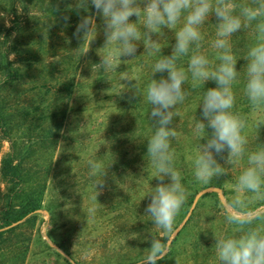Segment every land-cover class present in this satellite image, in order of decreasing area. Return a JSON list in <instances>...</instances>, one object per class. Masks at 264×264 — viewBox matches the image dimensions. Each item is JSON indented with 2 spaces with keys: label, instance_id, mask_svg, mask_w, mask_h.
I'll list each match as a JSON object with an SVG mask.
<instances>
[{
  "label": "clouds",
  "instance_id": "clouds-1",
  "mask_svg": "<svg viewBox=\"0 0 264 264\" xmlns=\"http://www.w3.org/2000/svg\"><path fill=\"white\" fill-rule=\"evenodd\" d=\"M88 4L89 0H77L76 7L87 8ZM90 4L103 21L105 39L101 49H108L106 54L99 52L100 62L93 65V69L103 70L105 74L115 72L121 57H135L138 42H142L148 55L158 56L152 76L167 73L158 80L151 77L146 89L154 129L147 140L146 154L156 170L153 178L159 182L144 196L149 199L145 213L162 235H151L147 255L140 264H158L167 256L175 235V218L187 200L181 172L174 166L171 141L178 136L173 120L179 113L174 109L186 99L184 84L188 73L193 88L204 86L207 81L216 83V87L203 91L199 105L201 117L194 124L195 133L205 141L200 143L193 161L195 180L210 184L214 179L228 175L229 167L218 162L217 157L233 167L239 166L247 153V166L231 186L232 197L225 216L229 224L236 226L237 234H214L218 264H264V223L256 224V221L264 222V215L249 210L252 203L264 201V144L254 151H247L248 138L243 134L247 119L233 111V84L239 71L230 44L234 34L252 27L255 22L256 42L244 57L247 63L243 91L254 110L264 109V0H251V3H237V0H90ZM213 15L216 39L212 47L216 49L219 63L210 67L209 59L198 50L203 39L201 26ZM132 17L137 18L135 22H131ZM165 29L175 31L171 55H162L160 39H153V36L163 37ZM81 33L83 40L95 33L94 40L97 30L93 16L80 18L73 35L79 38ZM185 56H189L187 72L177 67L178 60ZM121 80L136 81L128 72L121 73ZM132 87L137 94V83ZM261 125L264 120L257 121V128ZM225 151L226 158L223 157ZM88 165L91 176H106L108 168H104L102 161L90 159ZM103 183L104 179L96 182L94 200L98 196L97 186L102 187ZM88 211L91 214L96 209L92 207Z\"/></svg>",
  "mask_w": 264,
  "mask_h": 264
},
{
  "label": "rangeland",
  "instance_id": "rangeland-1",
  "mask_svg": "<svg viewBox=\"0 0 264 264\" xmlns=\"http://www.w3.org/2000/svg\"><path fill=\"white\" fill-rule=\"evenodd\" d=\"M26 15L23 14L24 17ZM136 19L130 18L131 22ZM32 22L29 23L28 33L31 32ZM104 39V34L95 37L90 46L100 50ZM153 39H160L163 51L175 40V31L165 29L163 37L153 36ZM136 56H122L116 71L107 74L90 70V61L82 67L83 85L70 106V116L53 154L52 171L47 177L43 170L39 174L30 171L34 177L26 190L37 192L43 208L29 223L30 238L24 246L28 249L16 247L10 253L6 252L0 256V264L12 261L14 264H79L78 261L82 264H129L132 260V264H140L147 255L151 235H162L145 213L149 199L144 196L150 191V186L143 173H138L130 162L143 140L139 136L149 132L153 123L149 117L148 101L140 109L131 102L128 80L121 84L122 72H128L133 78L140 70L135 69L137 59L150 57L142 42H138ZM99 74V78L106 77L112 82L117 77L119 84L108 85L99 97H94L91 79H98L96 75ZM149 74V68H146V78ZM255 117L262 119L264 110L255 113ZM249 130H252L251 127ZM28 136V131L23 129L15 135L20 144L28 140ZM9 151L10 143L0 135V214L8 201L14 198V186L1 176L2 162ZM246 156L235 168L243 171L247 166ZM90 159L103 162L104 168H108L105 177L102 174L90 175ZM103 179V186H97V200H94L96 182ZM218 180H221L220 187H210L221 188L222 194L215 191L202 194L209 188L202 185L194 195L193 205L183 207V210L187 208L186 216L181 218V213L176 216L175 224L178 223L179 227L171 239L170 251L158 264H218L214 234H237L236 226L225 219L234 183L226 179ZM262 202L252 203L249 210L264 215V205L259 206ZM92 207L96 211L90 214L88 210ZM192 209H199L202 221H194L186 228ZM261 223L264 222L256 221L257 225ZM134 235L136 238H131Z\"/></svg>",
  "mask_w": 264,
  "mask_h": 264
},
{
  "label": "trees",
  "instance_id": "trees-1",
  "mask_svg": "<svg viewBox=\"0 0 264 264\" xmlns=\"http://www.w3.org/2000/svg\"><path fill=\"white\" fill-rule=\"evenodd\" d=\"M237 3H251V0H237ZM76 4L77 0H0V135L4 141L10 143V151L2 162L1 176L4 181L14 186L12 194L14 198L8 201L0 214V256L6 252L10 253L16 247L28 249L24 246L30 238L29 223L43 208L37 192L26 190L34 177L30 171L39 174L43 170L45 177L51 173L53 154L59 145L65 122L70 116V106L77 91L83 85L81 69L87 61H90V70H98L93 69V65L100 62L99 52L106 54L98 47L90 46L95 33L86 36L84 40L82 33L79 38L73 35L80 18L89 15L95 18L96 37L103 34V22L100 24V17L96 15L90 0L87 8L78 9ZM23 14L27 15L24 17ZM213 17L214 15L201 26L203 39L202 46L198 50L209 59L210 67L219 63L216 59V49L212 47L216 39V20ZM30 21H33V26L29 34L27 30ZM254 24L255 22L252 27L230 38L239 71L237 81L233 84L235 95L233 111L247 119V127L243 134L248 138L246 148L249 152L264 144V125L257 128V121L264 120V117L262 119L255 117V113L264 109L254 110L243 91L247 63L244 57L249 47L256 42ZM174 44L175 40H172L161 54L171 55ZM157 59L158 56L139 57L135 69L140 70H137L139 73L136 72L133 76L136 81L128 80V85L131 86L129 91L131 102L136 103L140 109L147 103L146 89L151 77L158 80L161 76H167L166 72L155 73L152 76ZM188 61L189 56L182 57L178 60L177 67L187 72ZM146 68L150 71L148 78L144 75ZM99 72L103 73V70ZM96 77L98 79L90 80V87L94 86L91 89L94 97H99L101 91L108 85L115 82L119 84L117 77L115 82L108 81L106 77L99 78L100 74ZM125 82L122 80L121 84ZM135 83L139 88L137 94L132 87ZM213 87H216L215 81H207L204 86L193 88L191 74L188 73V80L184 84L186 99L174 109L179 113L173 120V127L178 136L171 141V147L174 150V166L181 172L182 183L188 193L183 205L187 208L193 205L194 195L202 185L220 187L221 180L218 179L235 183L242 172L241 169L235 168L236 166L226 165L224 159L217 157L218 162L229 167L228 175L216 178L210 184H202L194 178L193 161L200 143L205 142L195 133L194 124L201 117L199 105L202 102L203 91ZM148 107L151 108L149 102ZM20 129L29 133V139L21 144L15 137ZM153 132L151 125L150 131L145 133L146 136H139L143 140L138 144L137 152L130 161L135 165L138 173H143L150 190L159 182L153 178L156 170L146 154L147 140ZM226 156L227 151L223 153V157ZM259 204V206L264 205L263 202ZM183 207L179 212L181 218L187 210V208L183 210ZM201 217L199 209H192L185 224L186 228L194 221H202ZM178 227V223L174 224L175 231ZM136 258L139 259L138 256ZM13 262L9 264H14ZM78 263L82 264L81 261ZM132 263L133 260L129 262Z\"/></svg>",
  "mask_w": 264,
  "mask_h": 264
},
{
  "label": "water",
  "instance_id": "water-1",
  "mask_svg": "<svg viewBox=\"0 0 264 264\" xmlns=\"http://www.w3.org/2000/svg\"><path fill=\"white\" fill-rule=\"evenodd\" d=\"M208 191H215V192H218V193H220V194H222V192H223V190H222L221 188H218V187H209V188L205 189V190L202 192V194H204V193H206V192H208ZM202 194H201V195H202ZM197 200H198V198H197ZM197 200L195 201V204L197 203Z\"/></svg>",
  "mask_w": 264,
  "mask_h": 264
}]
</instances>
